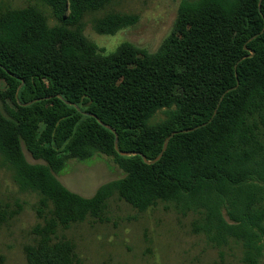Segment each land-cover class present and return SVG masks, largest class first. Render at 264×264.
I'll use <instances>...</instances> for the list:
<instances>
[{
    "label": "trees",
    "instance_id": "obj_1",
    "mask_svg": "<svg viewBox=\"0 0 264 264\" xmlns=\"http://www.w3.org/2000/svg\"><path fill=\"white\" fill-rule=\"evenodd\" d=\"M46 1L55 28L33 9L0 15V155L20 187L40 196L43 219L27 264H74L58 229L99 216L115 193L140 211L175 202L201 212L212 241H237L244 264H264V0H184L156 54L130 45L106 54L85 39V14L118 0ZM136 20L113 13L95 29L115 34ZM99 120L116 131L119 150L149 161L178 133L146 164L121 156ZM24 149L43 163H29ZM98 156L124 176L90 198L60 182L68 161Z\"/></svg>",
    "mask_w": 264,
    "mask_h": 264
},
{
    "label": "rangeland",
    "instance_id": "obj_2",
    "mask_svg": "<svg viewBox=\"0 0 264 264\" xmlns=\"http://www.w3.org/2000/svg\"><path fill=\"white\" fill-rule=\"evenodd\" d=\"M184 0H118L98 12L86 13L83 36L111 54L123 45L158 53L173 34ZM33 9L50 28L61 24L46 0H0V15L7 10ZM134 15L136 22L115 34H101L95 24L111 14ZM4 89V86L1 85ZM168 110L159 111L154 123ZM31 164H41L24 149ZM124 176L113 160L98 156L87 162L68 161L59 176L71 192L90 198L109 182ZM40 196L23 190L17 175L0 155V216L12 214L0 224V264H27L25 249L36 242ZM98 217V218H97ZM88 216L69 228H59L55 241H67L76 255L74 264H244V248L237 241H212L199 228L204 215L184 210L175 202H161L144 211L114 194L99 216Z\"/></svg>",
    "mask_w": 264,
    "mask_h": 264
},
{
    "label": "water",
    "instance_id": "obj_3",
    "mask_svg": "<svg viewBox=\"0 0 264 264\" xmlns=\"http://www.w3.org/2000/svg\"><path fill=\"white\" fill-rule=\"evenodd\" d=\"M253 55H254V54L252 53L251 56H253ZM21 87H22V86H21ZM21 87H20V88H21ZM67 103H68V102H67ZM30 104H31V103L23 104V106H27V105H30ZM68 104H70V103H68ZM74 106L77 108V110H80L79 107H78L77 105H74ZM87 115L96 118L95 115H92V114H87ZM99 122H100L101 124H103L100 120H99ZM103 125H104L105 127L109 128L110 130H112L113 133H115V135H116L115 148H116V151H117L121 156L130 157V156L139 155V156H142V158H143V160H144V162H145L146 164H155V163H157L159 160H161V158L163 157L165 151H166L167 148H168V145H169L170 140L172 139V137H173L174 135H176V134L178 133V132H174V133H172V134L167 138V140H166V142H165V144H164L163 151L160 153V155H159L156 159H154V160H152V161H149V160L147 159V157L144 156V155H142L141 153L122 152L121 150H119V147H118L119 139H118V135L116 134V131L113 130L111 127L105 125V124H103ZM196 129H197V128L190 129V130H186V131H182V132H192V131H194V130H196Z\"/></svg>",
    "mask_w": 264,
    "mask_h": 264
}]
</instances>
